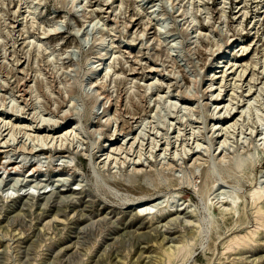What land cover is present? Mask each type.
I'll use <instances>...</instances> for the list:
<instances>
[{"label":"rangeland","instance_id":"rangeland-1","mask_svg":"<svg viewBox=\"0 0 264 264\" xmlns=\"http://www.w3.org/2000/svg\"><path fill=\"white\" fill-rule=\"evenodd\" d=\"M254 1L0 0V163L25 166L0 172V264H264V0ZM245 63L251 84L249 67L238 75ZM218 94L234 127L213 126ZM66 115L77 132L28 153L42 142L26 125ZM31 163L42 169L28 176ZM152 193L151 206H129Z\"/></svg>","mask_w":264,"mask_h":264},{"label":"bare ground","instance_id":"bare-ground-1","mask_svg":"<svg viewBox=\"0 0 264 264\" xmlns=\"http://www.w3.org/2000/svg\"><path fill=\"white\" fill-rule=\"evenodd\" d=\"M109 1V0H108ZM250 1V0H249ZM252 1H254V0H252ZM77 1H75V3H76ZM81 2H82V0H81ZM255 2V1H254ZM105 3H106V1H105ZM108 3V2H107ZM106 3V4H107ZM111 3H113V2H111ZM234 3V2H233ZM244 3V2H243ZM247 4V3H246ZM99 5V4H98ZM110 5V4H109ZM245 5V4H244ZM246 7V6H245ZM244 6L243 7H241L239 10H238V12L239 11H241V9L242 8H245ZM231 12V11H230ZM247 11H244L243 12V14L242 15H247L248 13H246ZM240 18V17H239ZM247 20H248V16H247ZM133 21V20H132ZM136 21V20H135ZM141 25V24H140ZM147 25V24H146ZM142 26V25H141ZM244 26V25H243ZM140 27V26H139ZM143 28V27H142ZM145 30L147 31V29H146V27H145V29L143 30L144 31V33H145ZM149 30V29H148ZM239 31H238V36L240 37V38H243L244 37V34H243V30H241V29H238ZM162 31V30H161ZM237 32V31H236ZM235 32V33H236ZM146 34H147V32H146ZM234 35H236V34H234ZM145 37H146V35H145ZM238 39L239 38H235V40L233 41V42H236V41H238ZM101 44H103V41H101L100 42ZM242 43V42H241ZM228 44H230L229 42H228ZM250 44V43H249ZM248 44V45H249ZM264 44V43H263ZM231 45V44H230ZM248 45H246V46H244V51L245 50H247V46ZM229 46V45H228ZM233 46V45H232ZM264 46V45H263ZM243 48V47H242ZM101 54V53H100ZM241 55H243V53L241 54ZM102 55H100V58H102L101 57ZM263 60V59H262ZM228 61V60H227ZM260 62V61H259ZM256 63V62H255ZM261 63V62H260ZM243 64V63H242ZM241 64V66H242V71L241 72H239L238 73V75L239 76H241V77H243L244 75H245V73H246V71L248 70V65L246 64H244V65H242ZM231 65H233V64H231ZM252 65V64H251ZM254 65V64H253ZM257 65V64H256ZM256 65H254V67L256 66ZM241 66H239V67H241ZM262 66V65H261ZM216 67H220V66H216ZM252 67L253 66H251V68H250V71H249V73L245 76V79L244 80H247V77L250 75V74H252L251 75V77L249 78V80L247 81V83L249 82V84H251L252 83V80L254 79V72L252 73V71H251V69H252ZM231 68V66L229 67V69ZM233 68V67H232ZM158 68H155V67H153V66H151V68L149 69V72L150 73H156L158 70H157ZM236 69H238V67L236 68ZM257 69V68H256ZM232 70V69H231ZM253 70V69H252ZM222 71V70H221ZM233 71H235L234 73H237L236 72V70H233ZM259 72V71H258ZM133 73H135V72H133ZM186 73V72H185ZM230 73V72H229ZM231 73H233L232 71H231ZM132 74V73H131ZM261 74V73H260ZM237 75V74H236ZM213 77H214V74H213ZM218 77V76H217ZM223 77H225L224 75H223ZM238 77V76H237ZM241 77H240V80H241ZM258 78V77H257ZM225 79V78H224ZM194 81V83L195 84H199V78H196L195 77V79L193 80ZM223 81V80H222ZM255 82H257V81H255ZM243 83V82H242ZM262 83V82H261ZM26 81H24L22 84H20V86H19V89H18V91H20V92H22L21 94H19L20 96L19 97H22V99H23V101H24V103L26 104L27 102H25L27 99L25 98V96H26V94L28 93V90L26 89ZM221 86H222V84H221ZM220 86V87H221ZM225 86V85H224ZM253 86V85H252ZM251 86V87H252ZM211 87H213V85H211ZM217 90H218V88H216ZM215 89V90H216ZM211 90V89H210ZM209 90V91H210ZM248 91V90H247ZM251 91V88L249 89V92ZM185 94H187V93H185ZM255 94V92H252L251 94H249L248 93V95L250 96V98H252V96ZM183 95V94H182ZM220 94H218V95H216V97L215 98H213V100H215V102H217V105L218 106H216L215 108H217V107H219L220 108V110H219V115H214V116H212V120L214 121V120H216L215 122H214V124H213V126L214 125H216L215 127H216V129L218 130L219 128H217L218 126H217V124L219 123V122H223V124H231L230 126L232 127H234V125H235V123L237 122V121H235V118H236V114L235 113H232V108L233 107H230V109L227 107L226 108V111H228V114H226L225 112L226 111H224V113L225 114H222V111H223V109L227 106V103H224V102H226V101H228V99L227 100H224V97H221V96H219ZM212 96H214V93H213V95ZM232 96V95H231ZM254 97V96H253ZM104 98L106 99V103H107V106H104V111L106 112V115H107V117H106V124L108 125V124H110L111 122H112V119L114 120V123L116 122V124H117V121L119 120V119H117V117L115 116V115H117V113H114L113 115H111L110 114V112H108L109 110H110V108H112V106L114 105L113 104V102H112V100H111V98H110V96L108 95V94H106L105 96H104ZM185 98H187V99H189V101H190V99H194V95H189V94H187L186 96H185ZM29 103V102H28ZM245 104V103H244ZM239 105V104H238ZM29 106V105H28ZM120 106V105H119ZM118 107V106H117ZM94 107H92V109H93ZM244 108V107H243ZM20 110V109H19ZM25 110V109H24ZM116 110V109H115ZM123 110V109H122ZM121 111V110H120ZM22 112H24L23 110H22ZM27 112V111H26ZM123 112V111H122ZM126 112V111H125ZM128 112V111H127ZM131 113H132V111H130ZM221 112V113H220ZM16 113H18V112H16ZM69 113V112H68ZM135 113V112H134ZM21 114V113H20ZM26 114V113H25ZM66 114V113H65ZM70 114V113H69ZM214 114V113H213ZM237 114H238V112H237ZM18 115V114H17ZM27 115V114H26ZM63 115V114H62ZM105 115V116H106ZM123 115H124V113H123ZM120 116V115H119ZM62 117V116H61ZM70 117V115H66L65 117H62L63 118V121L61 122V123H58L57 122V124H52L51 122V124L49 123V122H47V123H49L48 125H43V126H40L39 124H36V126H32L31 125V123H29V126H27L26 125V127H29L28 128V130H33L35 133H39V134H36L35 136H37V137H35L34 136V138H37V140L39 139H41V141L40 142H42L41 143V145L39 146V150L38 149H34L33 147L29 150V152L28 153H31V154H37V153H39L38 151H40V152H46V151H48L49 149L51 150V147L52 146H49L50 144H48V143H50V142H52L53 141V139H57V143L59 142V145H62L64 142H63V140H66V139H68L71 135H72V133L75 131V132H77L76 130L79 128V121H74V122H71V123H69L68 124V120L70 119L69 118ZM131 117V116H130ZM134 115H133V119H134ZM19 118V117H18ZM61 118V119H62ZM72 118H74V117H72ZM140 117H137L136 119H135V123H138L139 122V119ZM45 119V118H44ZM121 119V118H120ZM240 119V118H239ZM3 120V119H2ZM27 120V119H26ZM71 120V119H70ZM88 120V119H87ZM235 121L234 123H232V121ZM1 121V120H0ZM10 121V120H9ZM8 121V124L10 125V122ZM42 121V120H41ZM40 121V122H41ZM45 121V120H44ZM4 122H6V121H4ZM1 123H3V122H1ZM39 123V122H38ZM43 123V122H42ZM53 123H55V122H53ZM113 123V122H112ZM129 123V121H127V124ZM22 124V123H21ZM46 124V123H45ZM130 124V123H129ZM144 124V123H143ZM1 125H4V124H1ZM7 125V124H6ZM99 125V124H98ZM101 125V124H100ZM106 125V126H107ZM113 125H115V124H113ZM119 125V124H118ZM141 125H142V123H141ZM23 126V125H22ZM25 126V125H24ZM23 126V127H24ZM110 126H111V124H110ZM1 127V126H0ZM7 127H9L8 125H7ZM11 127H12V125H11ZM220 127V126H219ZM226 127V126H225ZM229 127V126H228ZM227 127V128H228ZM4 128V127H3ZM2 128V129H3ZM14 128V127H13ZM25 128V127H24ZM99 128V127H98ZM96 129L95 131H99V130H101V129ZM117 128V127H116ZM134 127H133V123L132 124H130V125H128V128L127 129H129V131H132V129H133ZM5 129V128H4ZM12 128H10V130H11ZM22 129V128H21ZM109 129V128H108ZM222 129L223 128H221V131H222ZM229 129V128H228ZM7 130V129H6ZM5 130V131H6ZM2 131V130H1ZM4 131V132H5ZM97 131V132H98ZM116 132H114V133H112V135H110V133L109 134H107L108 136L110 135V137H112V138H109V139H111V141L113 142L111 145H113L115 142H116V140H118L119 139V137H120V135H123V133L125 134V130L122 128V129H116L115 130ZM7 132V131H6ZM5 132V133H6ZM97 132H96V134H97ZM108 132V131H107ZM226 132H228V131H226ZM25 133H26V131H25ZM43 133H45V134H43ZM105 133V132H104ZM103 133V134H104ZM99 134V133H98ZM1 135H3V132L1 133ZM8 136V133H6L5 134V136ZM114 135H115V137H114ZM219 135H221L220 137H223V135H224V133H222V134H219ZM41 136H42V138H41ZM103 137V136H102ZM127 137V136H126ZM218 135H217V138H220ZM50 138V141L49 142H47V140ZM125 138V137H124ZM136 136H135V138H129V140H128V142H127V145H129V142H130V140L131 139H134V140H136ZM4 139H6V137H3L2 139H0V142L2 141V140H4ZM34 140V139H33ZM36 140V139H35ZM43 140H44V142L45 143H47L48 145H44L43 143ZM54 140V141H55ZM155 141V140H154ZM157 141V140H156ZM220 141V140H219ZM5 142H7L6 140H5ZM56 142V141H55ZM2 143V142H1ZM134 143L135 142H132V145H134ZM154 143H158V142H154ZM168 143V142H167ZM8 144V143H7ZM164 144V143H163ZM1 145V144H0ZM38 145V144H37ZM56 145H58V144H56ZM55 145V146H56ZM132 145H131V147L130 148H132ZM162 145V144H161ZM167 145V144H166ZM165 145V149H168L167 148V146ZM2 146L4 147V144H2ZM150 146V145H149ZM158 146V145H157ZM126 148L125 149H128L127 147L128 146H125ZM151 147H153V148H155L156 147V144H154V146H151ZM169 147V146H168ZM38 148V147H37ZM62 148V147H61ZM121 148V147H120ZM120 148L118 147V150L120 151ZM117 149V148H116ZM124 149V150H125ZM160 149V148H159ZM5 150V149H4ZM115 150V149H114ZM153 150V149H152ZM155 150V149H154ZM0 151H3V149L1 150L0 149ZM117 151V150H116ZM131 151V150H130ZM140 151V150H139ZM138 150H137V152H139ZM185 151V150H184ZM152 152V151H151ZM187 152V151H186ZM222 152V151H221ZM118 154V153H117ZM157 154V153H156ZM172 154V153H171ZM138 155H139V153H138ZM96 156V155H95ZM137 156V155H136ZM135 156V157H136ZM140 156V155H139ZM190 156V155H189ZM94 157V156H93ZM110 156H108V158H109ZM139 158V157H138ZM141 158V157H140ZM139 158V159H140ZM134 160V159H133ZM135 162V164H138V165H140V164H142V160H134ZM122 162V161H121ZM133 162V161H132ZM144 162V161H143ZM21 165H22V163H21ZM19 163H17V161H12V160H8V161H1V163H0V172L3 170V173H8V175H12V174H14L15 172H17V171H21V170H19L20 169V167H25V166H21ZM41 166V165H40ZM40 166L38 165V164H36V163H31L30 165H29V171H28V176H30V175H34L35 173H37L40 169H42V167L40 168ZM57 166V165H56ZM66 166V165H65ZM54 168V167H53ZM59 168V167H58ZM74 168V167H73ZM56 169V168H55ZM135 169V168H134ZM136 169H138V168H136ZM23 170V169H22ZM139 170V169H138ZM27 171V170H26ZM141 171V170H140ZM140 171H137V172H135L136 174L138 173L139 174V172ZM208 174L209 173H206L205 175H204V179H205V177H207L208 176ZM0 175H1V173H0ZM224 177V176H223ZM207 179V178H206ZM209 179V178H208ZM208 183H209V181H208ZM207 183V184H208ZM203 184H204V182H203ZM206 186V183L204 184V186H203V188H201V192H202V194H204V195H207L209 192H210V190H211V188L212 187H208V188H206L205 187ZM199 189V188H198ZM161 196L160 195H156V193H152V194H150V195H148V196H144V197H139L138 198V200L137 201H135L134 200V202H131V203H129V206H132V205H139V206H141V205H148V206H151V204L153 203V202H155V200H158L159 198H160ZM143 198V199H142ZM132 201V200H131ZM225 203H228V201L226 202L225 201ZM145 207V209L146 208H149V207ZM177 208V207H176ZM185 209V208H184ZM183 210V209H182ZM153 211H148V212H145L144 214H149V213H152ZM138 216H139V214H138ZM176 220V219H175ZM237 239V238H236ZM216 245V244H215Z\"/></svg>","mask_w":264,"mask_h":264}]
</instances>
